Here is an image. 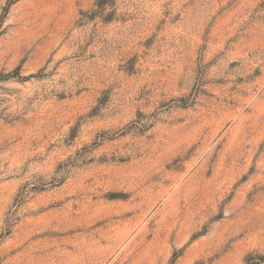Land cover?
Segmentation results:
<instances>
[{
	"label": "rangeland",
	"instance_id": "rangeland-1",
	"mask_svg": "<svg viewBox=\"0 0 264 264\" xmlns=\"http://www.w3.org/2000/svg\"><path fill=\"white\" fill-rule=\"evenodd\" d=\"M0 264H264V0H0Z\"/></svg>",
	"mask_w": 264,
	"mask_h": 264
}]
</instances>
